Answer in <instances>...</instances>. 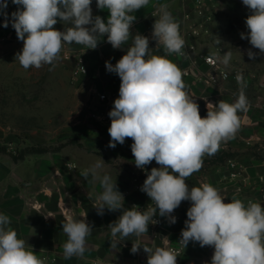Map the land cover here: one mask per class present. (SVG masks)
I'll use <instances>...</instances> for the list:
<instances>
[{
    "label": "clouds",
    "instance_id": "obj_1",
    "mask_svg": "<svg viewBox=\"0 0 264 264\" xmlns=\"http://www.w3.org/2000/svg\"><path fill=\"white\" fill-rule=\"evenodd\" d=\"M17 10L4 11L8 0H0V15L4 16L3 27L9 23L23 48L15 60L25 69L53 65L60 59L65 44L83 45L95 50L103 37L113 49H121L131 39L132 43L115 65L105 62L106 70L120 78L119 95L108 113L111 124L108 128V147L123 145L130 138L131 152L137 168L145 170L153 161L159 167L151 168L141 191L150 198L152 207L141 210L138 206L124 208V196L116 181L105 174L99 176L104 161H97L85 170L99 178L102 193L97 197V214L104 209L122 210L117 220L110 223V246L115 248L120 241L131 235L137 237L148 232L150 224L158 221L155 216L165 217L176 223L173 212L183 201H189L185 227L181 231V243L186 246L196 242L200 247L214 249L210 264H264V206L259 202L226 198L209 183L189 188L187 178L203 166L205 155L212 156L221 143L233 139L240 129L239 112L248 110V100L241 87L237 99L229 103L220 100L207 104V115H200L199 105L186 91L184 73L168 56L183 55L185 40L179 22L167 10L158 8L152 26V38L156 47L162 46L167 55L151 54L149 38L139 32H131L138 10L146 7L149 0H96L100 10H106L105 20L93 16L92 0H11ZM250 14L245 23L251 46L264 54V0H242ZM62 23L63 31L56 29ZM255 53L248 51L250 59ZM227 51L217 60L225 66L231 61ZM51 70V69H50ZM84 71V69H83ZM237 82L243 83L242 74ZM82 219L67 215L62 230L67 236L63 244L66 259L83 257L87 250V238L92 225ZM10 218L0 213V264H46L24 239L10 227ZM165 244L167 239L165 238ZM141 248L147 253V264H177V253L169 247L143 246L132 243L131 253Z\"/></svg>",
    "mask_w": 264,
    "mask_h": 264
},
{
    "label": "rangeland",
    "instance_id": "obj_2",
    "mask_svg": "<svg viewBox=\"0 0 264 264\" xmlns=\"http://www.w3.org/2000/svg\"><path fill=\"white\" fill-rule=\"evenodd\" d=\"M249 14L242 0H216L210 34L200 42L201 49L217 52L219 57L230 51L231 61L226 67L239 71L243 76L242 84L228 83L223 85L222 92L199 82L196 86L193 84V95L189 96L199 105L200 115L206 114L205 105L211 103L210 100L216 104L220 100L234 102L241 87L248 100V110L238 113L241 126L235 137L222 142L214 155L204 156L199 175L187 178L189 188L199 186L200 179L207 183L205 177L212 178L214 174L217 177L213 178L214 183L219 187L222 170L214 173L211 164L219 163L217 156L220 153L230 154L229 158L243 162L264 157V150L260 147L264 128V54L253 48L248 39H241V33L246 35L248 32L245 20ZM22 48L23 42L15 31L10 38L0 39V164L12 161L15 176L38 183L44 174H57L52 165L60 160L61 149L73 147L89 152L91 149L109 148L111 138L106 126L88 118L90 111L100 113L105 110L92 106L89 92L92 88L86 83L87 75L75 77L73 74L79 54H69L63 47L54 67L46 64L39 69L30 67L25 70L15 60L16 53ZM249 50L256 54L254 59L249 58ZM249 139H252L250 143L247 142ZM40 149L48 152L35 153ZM107 153L113 155L109 151ZM111 157L115 160L113 166L124 169L130 178H142L144 170L133 169L134 161ZM153 167H146L145 172ZM142 185L135 181L133 184L136 190H141Z\"/></svg>",
    "mask_w": 264,
    "mask_h": 264
},
{
    "label": "crops",
    "instance_id": "obj_3",
    "mask_svg": "<svg viewBox=\"0 0 264 264\" xmlns=\"http://www.w3.org/2000/svg\"><path fill=\"white\" fill-rule=\"evenodd\" d=\"M164 6L167 7V10L180 24L181 5L179 0H149V4L146 7L133 13L136 16V20L132 25L131 32L133 34L139 32L149 38V46L154 48L151 54L167 55L162 46L155 48V41L152 40V26L154 20L158 18L154 16V13H156L158 8ZM17 7L11 0H8V7L4 11L8 13L9 20H11V13L15 12ZM91 7L93 16L99 15L105 20L107 19L108 12L98 9L96 0H92ZM3 22L4 16L0 15V39L10 38L15 30L11 23H9L7 28L3 27ZM54 27L61 31L65 28L59 22ZM131 43L130 39L123 48L113 49L105 36L95 50L86 49L85 46L75 43L65 44L64 48L69 51V54L75 52L84 55L88 87L96 88L100 92H109L115 100L119 95L120 78L115 73H109L106 70L105 62L110 61L115 65L126 54L127 47ZM168 58L176 63L182 72L187 68V62L178 58L176 54H172ZM183 80L186 84V91L189 95H193V87L194 85L196 86L198 81L193 75L183 76ZM210 102L215 101L210 100ZM92 106L101 107L95 101H92ZM111 107H108V113ZM205 110L207 114V108ZM201 116L205 117L206 115L201 114ZM245 121L248 120L245 119ZM109 127L106 126V130ZM125 142L123 145L117 144L115 148L91 149L89 152L78 148L74 149L73 147L66 149L65 147L59 151L60 160L55 161L52 165L57 174H44L42 180L38 183L24 181V177L15 176L12 161H5V163L0 164V213L6 214L10 218V227L17 232L18 238L28 242L37 255L45 259L46 264H147V253L143 251V248L136 254L131 253L132 243H139L141 247L148 246L155 249L156 247H163L165 238L167 243L170 242L171 245L181 239V231L185 227L186 213L189 208L186 201H183L177 208L183 217L182 223L178 225L164 223L159 239H153L148 227V232L142 236L131 235L120 241L117 247L113 248L110 246L111 234L108 226L118 219L122 210L109 211L105 208L103 215L97 214L94 206L97 202V197L103 191L100 179L93 178L91 174L85 178L83 174L85 170L102 158L104 164L102 169L99 170V176L102 177L107 174L112 178L113 182L116 181L118 190L124 196L125 209H130L133 206L140 208L151 204L150 198L146 193L134 188V178L132 179L130 175L125 174L124 169H118L113 166L115 160L113 157L110 159V156L114 155L117 156L116 160L119 157H123L122 159L134 161L131 152L133 141L128 138V141L125 140ZM230 146L232 147V145ZM107 151L113 155L107 153ZM65 157L67 159H63ZM112 161L113 163H111ZM132 166L135 169L136 166ZM150 166L156 167L159 165L153 161L146 167ZM211 167L215 169V173V171L218 172L221 169L222 164L213 162ZM197 173L195 172L191 177H195ZM248 173L251 176H255L257 173L264 175V168H249ZM215 175L212 178L205 177L208 179L207 183L214 187H216L213 179L216 177ZM208 176H211V174ZM201 181L202 179H200L199 184H202ZM86 213V222L93 227L91 235L87 238V250L83 257L73 256L66 259L63 256V244L67 240V236L62 230L64 218L67 215H72L79 220ZM213 251L214 249L211 247H200L199 244L189 242L184 248L183 254L177 257V264H210Z\"/></svg>",
    "mask_w": 264,
    "mask_h": 264
},
{
    "label": "built area",
    "instance_id": "obj_4",
    "mask_svg": "<svg viewBox=\"0 0 264 264\" xmlns=\"http://www.w3.org/2000/svg\"><path fill=\"white\" fill-rule=\"evenodd\" d=\"M181 5V23L180 32L185 40L183 55H176L180 59L187 62V68L184 69V77L193 75L194 78L205 87L223 91V85L237 82V75L241 74L237 70H231L217 60V52H205L200 47V42L210 34V27L213 23V8L216 0H179ZM154 41V39H152ZM69 56V55H67ZM84 69V71H83ZM75 77L87 75V67L84 55L77 56L76 67L73 71ZM92 100L97 102L105 111L98 113L90 111L88 118L93 122L103 126H110L111 119L108 115V107L114 101L112 95L106 91H98L96 88L90 89ZM207 104L205 107L207 108ZM215 105V102H212ZM96 108V107H94ZM204 117V116H203ZM249 139L247 142H251ZM252 146V145H251ZM260 147L264 150V128L261 131ZM206 156V155H205ZM262 167L264 168V157L248 162H243L241 159L229 158L222 164V175L219 178V187L217 188L221 195L226 198L225 202H230L233 198L241 199L245 204L249 201L259 202L264 206V175L255 174L251 176L248 173L249 168ZM142 178L138 177L134 181L142 185L146 179L145 170L141 173ZM154 205L148 204L140 207L141 210ZM176 217V223H182V216L176 209L173 214ZM158 222L150 224V233L153 239H159L163 224L169 223L165 217L155 216ZM171 224V223H169ZM196 243V242H194ZM198 244V243H196ZM163 247H169L176 251L178 257L184 252V245L180 239L171 245L170 242L163 244Z\"/></svg>",
    "mask_w": 264,
    "mask_h": 264
},
{
    "label": "trees",
    "instance_id": "obj_5",
    "mask_svg": "<svg viewBox=\"0 0 264 264\" xmlns=\"http://www.w3.org/2000/svg\"><path fill=\"white\" fill-rule=\"evenodd\" d=\"M207 115V114H205ZM45 152H48L46 151V149H40V150H36L35 153H45ZM231 155L230 154H227V153H220L218 154L217 156V160L219 161L220 164H223L225 160L229 159ZM15 160H17V158H14ZM150 172V171H149ZM187 202V205L190 207V202L189 201H186Z\"/></svg>",
    "mask_w": 264,
    "mask_h": 264
},
{
    "label": "water",
    "instance_id": "obj_6",
    "mask_svg": "<svg viewBox=\"0 0 264 264\" xmlns=\"http://www.w3.org/2000/svg\"><path fill=\"white\" fill-rule=\"evenodd\" d=\"M156 167H159V166H156Z\"/></svg>",
    "mask_w": 264,
    "mask_h": 264
}]
</instances>
